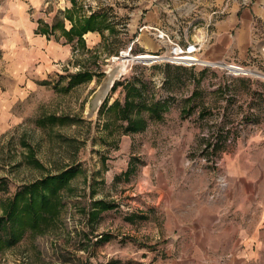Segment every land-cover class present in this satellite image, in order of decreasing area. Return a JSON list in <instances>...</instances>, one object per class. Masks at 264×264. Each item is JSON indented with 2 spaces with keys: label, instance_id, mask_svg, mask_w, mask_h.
Returning a JSON list of instances; mask_svg holds the SVG:
<instances>
[{
  "label": "rangeland",
  "instance_id": "374dc122",
  "mask_svg": "<svg viewBox=\"0 0 264 264\" xmlns=\"http://www.w3.org/2000/svg\"><path fill=\"white\" fill-rule=\"evenodd\" d=\"M62 1L64 6L49 0L31 7L26 0H0V222L5 205L24 185L63 168L77 170L61 193L60 217L47 223L43 234L27 232L3 245L0 264H167L181 258V242L163 234L165 199L210 204L216 215L224 207L232 214L236 206L242 209L239 218L248 189L252 248L264 247L263 67L242 64L252 74L231 77L222 67L175 65L183 68L176 71L165 60L150 65L131 60L121 70L116 58L139 55L136 35L127 29L136 22L132 1L73 0L75 7ZM206 1L210 8L226 2ZM66 12L73 20L101 16L108 30L99 33V43L87 36L83 44L67 43L61 35V25L70 27ZM85 71L93 75L90 82L62 91L66 76ZM132 79L146 84V92L166 109L160 120L143 113V130L126 133L123 122L108 127L112 113L99 110L106 97L107 106L123 101L120 86L113 93L108 88L102 98L109 81ZM194 91V100L185 102ZM50 115L70 121L39 123ZM96 201L112 208L92 212ZM235 223L238 236L244 234V220ZM238 239L243 248L245 238ZM169 243L175 244L170 253Z\"/></svg>",
  "mask_w": 264,
  "mask_h": 264
},
{
  "label": "crops",
  "instance_id": "0c3cea01",
  "mask_svg": "<svg viewBox=\"0 0 264 264\" xmlns=\"http://www.w3.org/2000/svg\"><path fill=\"white\" fill-rule=\"evenodd\" d=\"M26 1L31 7L49 3V0ZM60 1L64 6L63 1ZM129 1L136 7L133 14L136 22L132 21L127 29L136 35L134 48L139 55L170 54L171 47L167 41L157 40L153 33V30H162L168 33L173 43L199 46L196 56L200 61L218 65L244 64L247 68L255 69L261 66L264 69V0H254L247 6L226 0L224 4L218 2L214 8L208 7L206 0H121L126 5ZM183 18H187L186 23H183ZM84 36L93 43H99L100 35L97 32H87ZM223 75L228 76L225 73ZM243 194L247 198L244 199V212L239 218L237 213L238 210L242 212V209H236L234 205L232 214H226L229 210L224 207L225 211L216 215V210L210 204L183 205L165 199L163 234L166 239L181 242L178 251L181 258L167 264H264V247L252 248L255 234L252 194L249 189L244 190ZM185 209L193 212L186 213ZM239 220H244L247 226L246 232L238 236L235 222ZM214 224H218L216 229ZM259 224L263 227L261 231L264 230V212ZM240 237L245 238L246 242L243 248L238 249ZM188 239L199 246L192 248L193 244ZM174 245L168 244V253ZM198 248L201 251L197 255Z\"/></svg>",
  "mask_w": 264,
  "mask_h": 264
},
{
  "label": "trees",
  "instance_id": "16d2710c",
  "mask_svg": "<svg viewBox=\"0 0 264 264\" xmlns=\"http://www.w3.org/2000/svg\"><path fill=\"white\" fill-rule=\"evenodd\" d=\"M71 6H74L73 0H70ZM64 19L70 22V27L65 30L61 25V35L66 42H72L74 39L77 43L83 44V36L87 32L100 33L102 30H107L105 21L101 16L93 13L83 16L81 19L73 20L69 12L65 14ZM103 24V27H100ZM42 32L43 29H40ZM173 70L181 71L183 68L176 67ZM93 75L88 72H77L66 76L67 84L62 88V91L67 92L74 86L90 82ZM172 78L164 75L165 82H171ZM123 88V101L120 103L117 99L107 106L108 98L106 97L100 106V115H108L112 113L113 119L105 120V124L114 121L125 123L124 131L126 133H136L143 130L145 121L142 118L143 113L147 117L155 120L161 119L162 111L166 109L165 102L156 100L152 94L146 92L147 85L141 80L132 79L130 81H115L110 89L113 93L117 87ZM196 97V92H192L190 97L185 102H191ZM142 116V117H141ZM46 116L40 120L45 124L49 123L56 125L57 123H65L70 121L69 117ZM109 127V124H107ZM34 166L42 169L41 165L37 164L32 155ZM77 170L73 167L60 169L55 173L45 174L44 177L35 180L34 182L24 185L21 190L16 192L13 198L5 205L4 214L1 216L0 222V250L3 245H10L21 238L24 233L43 234L42 230L45 225L53 219L56 221L60 217L62 209L61 193L67 190L70 181L76 175ZM0 178V183H1ZM112 206L108 202L96 201L93 203L92 212H102L110 209ZM93 214V213H92ZM91 214V215H92ZM95 216V215H94Z\"/></svg>",
  "mask_w": 264,
  "mask_h": 264
},
{
  "label": "built area",
  "instance_id": "2783aa9c",
  "mask_svg": "<svg viewBox=\"0 0 264 264\" xmlns=\"http://www.w3.org/2000/svg\"><path fill=\"white\" fill-rule=\"evenodd\" d=\"M242 1V4L241 5H244V6H247L248 2H251V0H241ZM153 33H155L156 35V39L159 40V39H162V40H165L167 41V43L170 45L171 49H170V54H169V57L173 58L171 59V61H168L167 59L165 60L166 62L172 64V65H180V66H183V67H187V68H190L191 66H195V65H199V62H202L205 64H208V65H204V66H207V67H218V66H221L225 72L226 75L228 76H231V77H235V76H239L240 74H233L232 71L234 70H237V71H241L243 68L242 66L238 65V64H215V63H210V62H206V61H200L198 60L197 56H196V52L199 51V46L197 45H192V44H184V45H180L179 43L177 42H171L169 40V35L168 33H166L165 31H162V30H153ZM131 46V44H130ZM130 46L128 48V53L130 51ZM177 53V54H174V53ZM148 56H150L149 59H151V62L152 63H155L157 61H159V57H166V56H156V55H151V54H147ZM141 56H144V55H135L134 57H141ZM188 57V59H187ZM183 58H186L187 60H183ZM140 59V58H139ZM150 63V64H152ZM150 64H147V65H150ZM211 66H210V65ZM201 65V64H200ZM225 185V183H223L222 187Z\"/></svg>",
  "mask_w": 264,
  "mask_h": 264
},
{
  "label": "bare ground",
  "instance_id": "6f19581e",
  "mask_svg": "<svg viewBox=\"0 0 264 264\" xmlns=\"http://www.w3.org/2000/svg\"><path fill=\"white\" fill-rule=\"evenodd\" d=\"M126 52V51H125ZM122 53V52H121ZM127 54H129L130 55V53H128V52H126ZM174 54H177L176 52L174 53ZM121 56H122V54H121ZM120 56V57H121ZM140 58V59H139ZM150 58V56H148L147 54H144V56H141V57H134V56H132V55H130V56H128V57H125V58H116L118 61H119V69H121V70H124V68H125V65L127 64L126 62H130L131 60L133 61H137V62H139V63H142V64H150V63H152L151 62V59H149ZM168 61H171V59H173V58H171V57H165ZM187 59H188V57H187ZM186 58H183V60H187ZM190 59V58H189ZM188 59V60H189ZM124 63H126V64H124ZM207 65V64H205V63H202V62H199V65ZM210 65V64H209ZM211 66V65H210ZM232 73L235 75V74H241V75H247V74H252V72L251 71H248V70H246V69H242L241 71H237V70H234V71H232ZM254 75H257V76H259L258 74H254ZM107 85V84H106ZM107 88V87H106ZM106 88L104 89V91L106 90ZM103 91V92H104ZM99 102V101H98Z\"/></svg>",
  "mask_w": 264,
  "mask_h": 264
},
{
  "label": "water",
  "instance_id": "95a60500",
  "mask_svg": "<svg viewBox=\"0 0 264 264\" xmlns=\"http://www.w3.org/2000/svg\"><path fill=\"white\" fill-rule=\"evenodd\" d=\"M158 60H166V58H165V57H159ZM256 76H257V75H256ZM113 83H114L113 80H111V81L108 82L107 88H106L105 92L103 93L102 98L105 97V95H106V91L108 90V88L112 87Z\"/></svg>",
  "mask_w": 264,
  "mask_h": 264
}]
</instances>
